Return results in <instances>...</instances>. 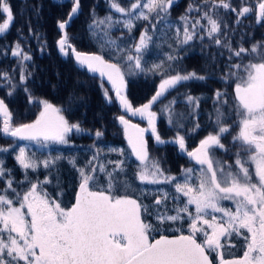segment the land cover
<instances>
[{
  "label": "snow or ice",
  "instance_id": "snow-or-ice-1",
  "mask_svg": "<svg viewBox=\"0 0 264 264\" xmlns=\"http://www.w3.org/2000/svg\"><path fill=\"white\" fill-rule=\"evenodd\" d=\"M106 2L108 13L101 18L93 9L87 26L98 52L79 51L67 32L80 14L81 0H71L67 19L57 21L56 44L59 53L74 59L79 69L99 74L106 101L111 103L110 92L115 93L123 112L115 120L131 152L100 146L104 133L99 129L83 165L76 156L59 152L40 159L27 145H18L17 141H29L43 149L49 144L69 147L73 133L86 132L79 122L70 123L61 108L37 99L28 89L32 55L18 39L11 56L17 62L19 82L12 73L0 71V88H7L11 97L23 87L28 104L38 105L40 111L33 121L15 124L0 98V136L12 140L0 147V155H14L22 173L16 180L13 169L0 158V264H264V40L245 47L250 34L241 30L243 20L253 16L256 25L264 26V0H237V4L190 0L178 22L170 18L177 0H134L128 7L120 0ZM230 14H235L231 23L226 19ZM0 20V36H4L14 23L9 0H0ZM141 22L146 23L136 38L133 33ZM113 29L121 31L119 38H113ZM29 35L41 39L31 27ZM205 38L220 59L227 52L219 78L225 87L212 96L208 113L212 130L188 150L187 134L180 130L191 113L177 112L176 98L159 113L152 109L186 82L214 78L213 73L182 72L177 67L179 51ZM158 41L166 42L170 51L149 64L146 54L153 45L161 47ZM45 47L41 44L40 50ZM210 63L218 65L216 53ZM138 75L159 77V83L147 102L134 107L125 94L126 78ZM200 99L189 93L184 103L196 111ZM161 115L176 130L170 140L158 132ZM126 116L146 119L156 144L178 146L191 166L182 167L180 176L166 172L150 155L146 129ZM199 130L197 120L190 131ZM229 135L232 139L225 144ZM113 154L118 158L111 159ZM130 157L135 158L131 164ZM65 160L77 174L74 196L67 203L60 176ZM53 182L55 195L48 191ZM237 250L242 255L237 256Z\"/></svg>",
  "mask_w": 264,
  "mask_h": 264
},
{
  "label": "trees",
  "instance_id": "trees-1",
  "mask_svg": "<svg viewBox=\"0 0 264 264\" xmlns=\"http://www.w3.org/2000/svg\"><path fill=\"white\" fill-rule=\"evenodd\" d=\"M200 2L197 1L196 3ZM9 3L14 14V23H12L10 31L4 35L6 39L0 40V71L12 73L16 82H19L18 68L16 65L13 66V60L9 57L10 47L19 39L22 47L27 49L32 55V60L28 62V71L31 72V76L27 81L28 89L37 99L48 100L53 105L61 108L63 110L62 114L70 123L79 122L81 127L86 130L85 133L81 134L73 133L71 136V146L69 147L51 144L47 149L39 148L38 146L34 149V152L37 153L38 150H41L40 155L43 158L48 155L55 156L58 152L65 156H76L78 163L83 165L85 160L91 155L89 147L95 140L96 130L99 129L104 133L103 137L98 141L100 146L123 148L126 153L130 154L131 149L128 147L127 140L122 135L120 125L115 120V117L122 112L112 93L110 92L112 102L109 103L105 100L100 88L101 78L97 75L89 74L85 69H79L72 58L64 57L58 51L56 41L60 33L57 28V21L67 18V13L71 9V0H9ZM123 6L126 7L127 4L124 5L123 2ZM93 9L99 17L105 16L109 11L106 0H81L80 14L72 21L71 26L67 29L69 36L73 38L71 41L72 44L79 51H99L97 45L90 40L87 31V26L91 23ZM227 18L228 21H231L235 19V16ZM145 23H138L137 27L140 25L144 26ZM29 27L41 37L39 42L36 39V35H29ZM255 28V21L251 18L250 25L245 24L242 29V31H247L250 34L251 41L248 43V47L254 43L253 36L258 33V30ZM112 31L113 33L117 32L121 34L119 29H113ZM259 33L264 34V26H262ZM133 34L136 37L135 30ZM261 40H264V38L257 41ZM41 44H46L43 51L40 50ZM161 50L162 47H156L155 45L151 47V51L145 57L149 64H151V61L157 62L158 57L163 58ZM166 51L168 52L170 49L168 48ZM191 65L192 62L185 55H182L177 63V66L190 67ZM214 76L219 77V75ZM158 82L159 77H153L151 75L127 77L125 94L129 102L133 106H138L146 102L154 93ZM0 83L3 82L0 81ZM211 83L212 87H215V82L211 81ZM104 85L108 88L105 81ZM176 90H173L169 94L175 98L178 94H181L176 98L179 101L175 105L176 111L184 112L185 114L191 113V118L185 121V128L180 130L182 134H187V140L191 141V146L196 140L202 137L203 132L208 128L205 121L206 110H204V105H201L198 110L192 112L184 105L182 97L186 95L185 93H190L193 96L200 97L202 103H206L211 90L208 87V83L193 82L183 86L182 91L178 94ZM7 91V88H0V98L5 100L13 113L14 123L21 124L33 121L36 115H38L40 107L38 105L28 104L27 95L24 93L23 87L19 88L11 97L7 95ZM159 104L153 109L157 108ZM197 120L201 125V132L199 134L190 131L195 126ZM157 129L162 136H175L174 132L176 130L170 128L166 117L163 115L157 119ZM89 132L91 135L88 134ZM21 142L17 141V144L20 145ZM11 143V138H3L0 136V147H7ZM153 144L150 141L148 143L150 155L158 158L162 165L165 164L167 169L174 170L173 160L172 165L171 161L163 160L162 147L159 145L154 147ZM166 147L170 148V145L168 144ZM0 158L4 160L8 168L13 169L16 180H20L22 173L16 164L14 155L2 154ZM110 158L115 160L118 157L113 154ZM134 160V157H130L129 163L131 164ZM132 171H135L134 166ZM35 175L33 174V179ZM76 175V172L66 160L61 163L60 176L66 195V198L65 195L63 197L65 202L70 201L74 196L73 186L76 183ZM39 177L40 179L44 178L43 168L40 169ZM48 189H51V192L55 190V182ZM168 234L172 233L170 232Z\"/></svg>",
  "mask_w": 264,
  "mask_h": 264
},
{
  "label": "flooded vegetation",
  "instance_id": "flooded-vegetation-1",
  "mask_svg": "<svg viewBox=\"0 0 264 264\" xmlns=\"http://www.w3.org/2000/svg\"><path fill=\"white\" fill-rule=\"evenodd\" d=\"M60 1H62V0H60ZM197 1H201V0H194L195 3ZM131 2H134V0H131ZM189 2H190V0H177V4L175 6H173L171 11L172 10H178V9L183 7V12H182V14H183L185 12V9H186L185 7H187ZM233 3H234V1H233ZM128 5H130V4H128ZM175 15H176V17L175 18H171V20L174 21V22H178V18L181 15L179 13H177ZM234 16H235V14H230L228 17H234ZM226 19H228V18L226 17ZM232 21H234V19L229 21V22L231 23ZM253 21H254V19H253ZM0 22H2V20H0ZM250 22H251V17L248 18V19H244L243 22H242V25H241V30L243 29L245 24L250 25ZM255 26H256L255 29L258 30V33L253 36L254 42L257 41V40H260L261 38H264V34L259 33V31L261 30L262 26H258L256 24H255ZM172 30L175 32V29H172ZM174 32H173V34H174ZM1 39H6V36L5 37L4 36H0V40ZM236 41H239V34L238 33L236 35ZM245 41L246 42H245L244 46L248 47V43L251 41L250 40V36L245 37ZM174 43H175V41H173V44ZM208 43L209 42H208V40L206 38H205V40L203 42H201L199 39H196L189 46H187L186 48H183L178 53L179 57H181L182 55H185L192 62V65L190 67L177 66L179 68V70H181L182 72L195 70L198 74H201V75H207L209 73H213L214 75H219V77L214 76L213 79H208V80L203 81V82H200V81H189V82H186L185 84L181 85L183 87V86H185L187 84H191V82H193V83H202V84L208 83V87L211 90L210 96L207 97L206 103H202L201 101L199 102L200 106L204 105V110H206V113H205L206 120L205 121H206V123L208 125V128L203 132L202 137L200 139H202L205 135L208 134L209 131L212 130L211 126L208 124V113L212 110V105H213L212 96H213V93L217 89L223 90L224 87H225V85L220 82L219 78H220L221 75H223V70L222 69H223L224 62L227 59V52L224 53V58L220 59L219 55L217 53V49L214 46L213 47H208L207 46ZM160 44H161V47H162L161 51H162V54L164 56V53L167 52V51L164 50V48L166 47L167 43L160 41ZM11 47H10V50H9V57H10L11 60H13V66H14V65L17 64V62H16V59L11 56ZM25 51L29 52L27 49H25ZM214 53L217 54L218 65H213V64L210 63L212 55ZM18 75H19V70H18ZM18 79H19V77H18ZM211 81L215 82V84H214L215 87H212ZM228 91L231 92V88H229ZM131 120L138 123V120H135V118H131ZM200 132H201V130H199V132L197 134H199ZM175 134H176V131H175ZM181 134H182V132H181ZM232 135H235V130L233 131ZM144 137H145V140L147 141V143H149V141L154 143V141H155L154 138L152 137V135L150 134V132H148L147 130L145 131ZM162 138L165 139V140H170L173 137H168V136L166 137L164 135V136H162ZM200 139L196 140L191 146H190V142L191 141H188L186 139L187 147H189L188 150H191L192 148L196 147V145L198 144ZM231 139H232V136L229 135L227 137V139L224 141V143L225 144H229ZM155 144H156V142H155ZM166 145H168V144L159 145V146L162 147L161 149H162L163 160L166 159L168 161H171V165H172V160H173V165H174L173 167H175V169H176L174 171H175L176 175L178 173L177 176H180L181 173H180V170H178V168L181 167L180 163H183L182 167L183 166L184 167H190L191 166L189 164L188 158H187L186 155H181L180 154L178 146H174L172 144H169L170 148H168V147H166ZM233 151H235V149H233ZM221 158L222 159H227V157H224V156H221ZM184 163H186V164L184 165ZM164 187H167V186H164ZM65 198H66V195H65ZM238 256H240V254Z\"/></svg>",
  "mask_w": 264,
  "mask_h": 264
},
{
  "label": "rangeland",
  "instance_id": "rangeland-1",
  "mask_svg": "<svg viewBox=\"0 0 264 264\" xmlns=\"http://www.w3.org/2000/svg\"><path fill=\"white\" fill-rule=\"evenodd\" d=\"M234 1V3L235 4H237V0H233ZM123 2H124V5H126L127 4V6L126 7H128V6H130V5H128V4H130L131 3V0H120V3L122 4V6H123ZM106 4H107V2H106ZM107 8H108V4H107ZM186 8V7H185ZM108 10H109V8H108ZM182 12H183V7L182 8H180V9H178V10H172L171 11V17L170 18H175L176 17V15L175 14H177V13H179L180 15H182ZM118 15V14H117ZM104 16H101V18H103ZM252 19H254V16L253 17H251ZM230 21V20H229ZM143 25H140V26H136V28H135V34H136V38H139V35H140V31L143 29ZM150 27V26H149ZM112 35H113V38H119L120 36H121V34H118L117 32H115V33H113V31H112ZM125 37H127V33L125 34ZM152 47V46H151ZM151 47H150V50H149V52L151 51ZM168 49V47H167V45H166V47L164 48V50L166 51ZM85 52V51H84ZM148 52V53H149ZM157 53H158V51H157ZM146 56H147V54H146ZM152 62V61H151ZM157 62H158V60H157ZM159 83V82H158ZM107 86H108V88L110 89V86L107 84ZM177 94L179 93V92H181L182 91V86H179L178 88H177ZM112 93V96L114 97V93L113 92H111ZM185 94H187V93H185ZM179 96V94L177 95V97ZM176 97V98H177ZM184 97L185 96H183L182 97V102L184 103ZM173 98H175V97H172V96H170V95H167V97L158 105V107L157 108H155V109H152L153 111H156V112H160V109L163 107V105L164 104H168V102L169 101H171ZM115 99V98H114ZM184 105H185V103H184ZM139 106V105H138ZM134 107H136V106H134ZM192 112H193V110L192 109H190ZM178 112V111H177ZM122 114V113H121ZM141 120V121H140ZM138 119V124L142 127V128H144V129H146L148 132H150V134H151V130L148 128V124H147V120L146 119H144V120H142V119ZM174 134H175V132H174ZM123 135V134H122ZM176 135V134H175ZM124 137V136H123ZM20 145H27L28 146V148L31 150V151H33L34 152V149L36 148V147H38V145H36L34 142H29V141H22L21 142V144ZM49 145H51V144H49ZM156 145L157 144H155V141H154V144H153V146L154 147H156ZM40 148V147H39ZM187 148H189V147H187ZM18 150V149H17ZM41 150H38V152L36 153L37 154V156L40 158V159H43V157H42V155H40L41 154V152H40ZM42 153H44V152H42ZM153 158H155V156H153V155H151ZM163 161V160H162ZM186 163H184V165H185ZM162 165V164H161ZM182 165H183V163H180V166L182 167ZM162 167L165 169V171L166 172H168L169 174H172V175H176V173H175V171L174 170H176V169H167V167L165 166V164L164 165H162ZM181 167H179L178 168V170H180V173H181ZM184 167V166H183ZM186 168V167H185ZM177 175H178V173H177ZM176 175V176H177ZM48 191L49 192H51V189H48ZM56 191H57V189H55V190H52V192L51 193H53L54 195H55V193H56ZM145 202H148V201H145ZM224 204L226 205V206H231V202H228V201H225L224 202ZM169 206L171 207V203H169ZM241 255L242 254V251H239V250H237L236 251V255L238 256V255Z\"/></svg>",
  "mask_w": 264,
  "mask_h": 264
},
{
  "label": "water",
  "instance_id": "water-1",
  "mask_svg": "<svg viewBox=\"0 0 264 264\" xmlns=\"http://www.w3.org/2000/svg\"><path fill=\"white\" fill-rule=\"evenodd\" d=\"M67 19V18H66ZM81 52H84V51H81ZM85 53H92V52H85ZM73 61H74V59H72ZM75 62V61H74ZM85 70L87 71V69L85 68ZM88 72V71H87ZM89 73V72H88ZM89 74H91V75H97V76H99V74L98 73H96V74H93V73H89ZM104 81L110 86V88H111V85L108 83V81H107V79L105 78L104 79ZM114 93V92H113ZM114 98H115V100H116V97H115V93H114ZM116 102H117V104H118V106H119V108H120V110L122 111V109H121V106L119 105V102L116 100ZM147 102V101H146ZM145 103V102H144ZM143 104V103H142ZM141 104V105H142ZM140 106V105H139ZM139 106H136V107H139ZM131 118L130 116H126V118ZM132 118H135V119H141L140 117H132ZM131 120V119H130ZM131 122L132 123H135V124H138L137 122H134V121H132L131 120ZM119 124V123H118ZM140 126V125H139ZM121 127V130H122V134H123V129H122V126H120ZM141 127V126H140ZM123 136H124V134H123ZM125 138V137H124ZM169 235H171V234H169Z\"/></svg>",
  "mask_w": 264,
  "mask_h": 264
}]
</instances>
